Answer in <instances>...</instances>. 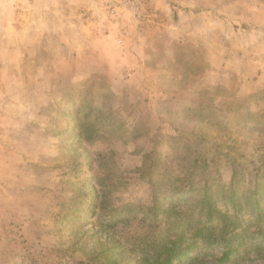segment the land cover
<instances>
[{
  "label": "rangeland",
  "instance_id": "374dc122",
  "mask_svg": "<svg viewBox=\"0 0 264 264\" xmlns=\"http://www.w3.org/2000/svg\"><path fill=\"white\" fill-rule=\"evenodd\" d=\"M98 1L92 6H102L100 12L78 6L83 10L77 21V6L58 1L62 16L80 27L76 51L42 39L46 49L27 43L26 59L20 58L18 42L10 41L9 52V38L2 42L0 35V264H79L111 235L153 232L138 221L105 231L92 217L78 229L80 247L70 249L75 236L66 217L80 215L74 210L82 208L85 198L79 195L86 190L79 184L94 173L91 159L104 174L99 160L112 156V172L127 181L125 190L106 198L115 206L175 199L165 177L169 171L187 177L175 182L177 195L201 187L181 169L193 156L216 155L213 149L223 150L211 165L219 183L229 184L234 159L249 175L264 163V131L238 128L248 111L259 112L264 123V0H193V7L173 0ZM95 38L103 45L94 44ZM34 50L36 63L28 58ZM71 90L113 114L116 128L126 122L131 134L121 139L100 132L72 147L60 135L62 116L54 113ZM205 104L211 108L194 113ZM228 205L218 202L224 211ZM156 239L125 244L123 263L142 264L144 248ZM256 247L243 243L223 263L221 250L195 251L192 260L179 264H264V247Z\"/></svg>",
  "mask_w": 264,
  "mask_h": 264
},
{
  "label": "trees",
  "instance_id": "16d2710c",
  "mask_svg": "<svg viewBox=\"0 0 264 264\" xmlns=\"http://www.w3.org/2000/svg\"><path fill=\"white\" fill-rule=\"evenodd\" d=\"M73 92V90L67 91L63 95V101L55 106L54 112L62 116L64 128L60 131V135L67 138L72 147L79 149V144L90 142L100 132H107L121 139L131 134L125 129L126 122L116 128L118 123L113 114L94 107L89 103L88 98L74 95ZM231 107L232 104L229 103V110ZM206 108L211 107L206 104L201 105L199 111L194 113H203ZM260 116L262 115L259 112L248 111L238 123L239 130L263 132L264 123H260ZM207 120L210 121L208 118ZM119 131L122 135H118ZM69 148L72 150L71 147ZM218 150L220 149L212 150L213 153L218 152L213 156L209 152L207 156L202 153L198 157H191L188 166L181 169L187 176H191L190 179L200 183L201 187L192 186L190 192L177 195L179 189L175 186V182L187 177L169 171L165 177L174 188L175 199L155 198L147 206L135 203H127L124 206L108 205L106 198L111 196V193L125 190L128 186L127 181L122 174L116 175L112 172L111 167L115 164L112 156L99 160L101 167L107 169L104 174L96 170V160L91 159L94 173L87 175L79 184V187L86 190L79 195L80 198H85L82 203L83 209L74 210L80 213L76 218L73 215L66 217V221L74 229L72 233L75 236L74 241L69 245L70 249L80 247L82 237H78L80 234L78 229L87 225V220L92 217L95 218L96 226L105 231H113L121 224L138 221L152 226L153 232L124 239L122 236L111 235L106 241L100 242L99 250L91 251L79 264H124L122 248L125 244L131 243L138 247L140 242H147L152 236H157V239L150 241L148 248H144L147 250L145 253L147 255L141 259L142 264H179L185 259L192 260L195 251L218 253L220 250L222 253L219 261L223 263L229 261L243 243L250 242L257 246L256 248H263L264 163L249 175L245 164L234 159L231 161L232 175L229 184L219 183L220 181L211 171L212 163L223 152ZM203 155L207 158L204 159ZM226 158L229 161L228 154ZM143 167L146 169L147 163H144ZM219 201L229 204V210L220 209ZM164 220L168 224L159 227ZM177 229L180 231L175 234ZM164 237L166 240L162 241ZM79 251L83 253L84 249Z\"/></svg>",
  "mask_w": 264,
  "mask_h": 264
},
{
  "label": "crops",
  "instance_id": "0c3cea01",
  "mask_svg": "<svg viewBox=\"0 0 264 264\" xmlns=\"http://www.w3.org/2000/svg\"><path fill=\"white\" fill-rule=\"evenodd\" d=\"M59 0H45L42 5H39L38 0H0V19H2V23L0 24V35L3 37L2 42H5L6 36L9 38L8 46L6 47L7 51L13 47V44H10V41L13 43V40L18 42V47L21 50L22 54L18 57L22 58L26 56L27 43H32L30 48L32 49H46L44 40H51L52 43H57L61 46L65 44L69 46L70 49L76 51L79 46V41L81 40L78 34V28L74 27L72 24L74 23L71 19H65L62 15V9L58 7ZM95 0H64V2H70L69 5L77 6L73 11L76 12L74 16V20H78L81 18L80 14L83 8L78 6L87 7L90 12V9H95L97 12H100L102 6H92L94 5ZM97 1V0H96ZM105 0H100L98 2H103ZM107 2H112L114 0H106ZM178 4L187 7H193V0H173ZM80 8V9H77ZM90 8V9H89ZM79 10V11H78ZM200 17V15H198ZM195 16V18H198ZM70 25V26H68ZM85 26L84 24H82ZM85 32V28L82 29ZM115 31V30H114ZM119 31H115L113 35H117ZM77 33V34H76ZM67 34V35H66ZM70 34L74 37H70ZM94 37L93 34H91ZM12 38V39H11ZM44 39V40H42ZM98 38H95L94 44H102L103 41H98ZM38 43V44H37ZM22 44L23 46L19 45ZM105 45V44H104ZM4 46V45H3ZM1 50L4 52L6 58L10 60V55H6V51L4 48ZM107 46H110V43L107 42ZM14 48V47H13ZM24 50V53H23ZM34 53H29L28 58L35 59V63L37 62V56ZM10 52V51H9ZM26 59V58H25ZM56 61V60H54ZM54 63L53 67H57ZM77 66L78 64L75 63ZM44 71V69L42 68ZM41 70V71H42ZM58 72V70H57ZM83 72V71H82ZM82 72L79 74L82 76ZM56 73L51 74L50 76H54ZM88 77V75H87ZM52 78V77H50ZM83 78V77H77ZM17 82H19L17 80ZM20 89V88H19Z\"/></svg>",
  "mask_w": 264,
  "mask_h": 264
}]
</instances>
